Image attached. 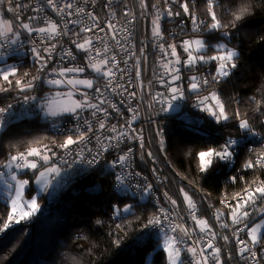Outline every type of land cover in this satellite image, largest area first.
<instances>
[{"label":"snow or ice","instance_id":"snow-or-ice-1","mask_svg":"<svg viewBox=\"0 0 264 264\" xmlns=\"http://www.w3.org/2000/svg\"><path fill=\"white\" fill-rule=\"evenodd\" d=\"M179 2V8L181 11H173L170 4ZM264 3V0H261ZM7 5V11L15 14L14 21L0 19V49L7 50L12 49V53L16 51L13 45H16L20 33L16 31V28L23 29L29 35L35 33L41 37L40 43L46 39L48 43L43 48L33 46L31 48V55L34 59V63L39 67L36 69L37 73L44 72L49 68V61L52 60V54L57 49L56 43H51L57 37L71 36L70 44L73 47L64 48L60 53L61 60H68L70 66H63L59 68H51L50 75L55 78H50L44 81L51 86L59 87L61 85H68L76 91H80L82 86L84 89H94L96 96L94 97L96 102H93L87 91L80 92L83 97L81 100L73 99L71 91L67 93H57V96H63L68 103L58 104V110L52 107L53 101H45L40 104V111L45 116H62L67 114L77 121L80 120L81 114L85 110H92L91 115L96 119L98 128L97 130H105L113 133V135L103 137V140L107 141L106 145H102L100 148L93 150L87 149L90 159L84 155V148H81L75 153V156L79 161L86 160L88 166L95 165L99 159L103 156V153L108 151L109 148L119 147V144L127 137L129 140L136 139L140 142V147L144 148V141L142 136L133 128V121H135L139 115V112L129 107L128 111L133 115L126 121L125 131H118L117 126L113 125L111 128L106 127L105 121L109 116L108 109L112 112L119 114V108L113 103L106 93H112L114 95L123 96L127 93L129 98L136 96L135 91H129L128 87L118 82L117 72H121L122 75L119 79H123V72L125 70L120 69L119 61L117 59L116 52H113V47L118 51L129 53V49L122 43L123 40L130 41L131 33L127 28L118 29L117 24L108 21L103 26L99 22V16L93 11H86L85 7L76 6L73 11V2L68 0L63 4H58L57 0H46L47 6L51 11L64 21L63 26L60 22L53 19H46L43 26L34 27L31 24L32 20H36V16H28L27 22L21 20V10L29 7L27 3H19L17 0H0V7ZM93 6L96 4V0H92ZM160 0H156L155 4L151 5V8L156 10V15L152 19V37L154 41L160 42L164 40L163 31L160 21L162 15L166 14L168 17L173 16H187L190 18L193 25V31L199 32L201 25L209 32H219L220 42L213 46V54L207 55L206 50L210 47L208 43L201 38L185 39L179 47L183 49L186 54V59H181L178 54V45L175 43L167 44L158 43L160 52L162 53L160 59V66L163 68V74L157 77L158 82L166 88V92L157 93L152 99L156 103L165 105L161 108L163 112L178 111L180 105L175 103L177 101H183L186 98L185 88L182 84L178 83L182 79V70L195 69L200 73L198 65H205L209 63L215 64V71L210 72L207 75L200 73L199 75H190L187 77V92L196 95L195 103L193 107L199 108L200 111L206 112L208 116L215 120L216 123L235 120L236 127L239 129L241 135L238 138L229 137L224 142L215 147H208L205 150H201L196 154L198 160V169L201 173H208L213 165L218 161H225L231 163L236 155V148L241 145L242 141L247 140L251 143V138L260 135L250 122L248 115L243 113L237 107L235 110H229V105L222 99L221 95L216 90V85L227 82L228 78L233 76L238 69V62L240 55L234 47L229 46L231 40V29L237 28L238 24L242 22L246 16L252 14L253 0H239V3H232L228 7H224L222 11H218L222 8L220 0H205V13L210 18V23L205 24L203 20H200L195 11V5L190 6L189 0H163L162 11L158 8ZM108 7V4H105ZM139 7L148 10V4L146 0H139ZM41 8H33L32 11H41ZM143 14V13H142ZM86 15L91 21L90 26L81 25L80 20H74L73 16ZM125 17H131L127 20V23L131 25L135 21V14L129 11H124ZM113 18L116 13L112 12ZM229 16L227 22L223 17ZM68 17L67 20L64 18ZM68 25H81L78 30L70 29ZM106 33L110 36L114 45L110 46L104 36H97L95 33ZM124 33V35H122ZM259 41H264V35L257 37ZM35 43V42H34ZM97 45H102L99 47ZM75 50V51H74ZM140 54L144 55V49L141 48ZM77 53H83L80 57L82 64L71 63L77 61ZM11 54V53H10ZM130 55H135L132 51ZM3 51H0V63L4 62ZM127 63V60L124 61ZM86 69H90L95 73V79L93 78H78V74L84 73ZM76 74V75H73ZM135 75L137 81L141 84L143 81L141 77L140 62L137 60L135 65ZM168 79H164V77ZM42 77L40 75H32L31 73L24 72L20 74V70L15 65H5L0 68V92L6 93L10 90H17L19 93L30 92L36 87V81H40ZM99 81H103L102 85H99ZM150 83V82H149ZM99 85V86H98ZM129 87L131 85L129 84ZM207 95H202V90H208ZM261 91L264 92V86L261 87ZM36 96L25 95L24 100L27 103L29 100H37ZM255 104L254 111L259 113L256 119L260 120L262 127H264V96L257 99L256 97L248 98ZM124 101L122 100L121 103ZM234 102V100H233ZM107 105V108L103 107ZM12 105L9 104L6 107H0V128H4L14 116L9 110ZM102 116L103 119H100ZM84 124L87 126L84 130H81L79 126L75 129L76 135H68L62 143L53 144L65 150L68 155H72L73 145H85L89 141V133L93 132V124L87 119L84 120ZM125 125H120V128H124ZM132 133L130 135L129 133ZM157 137H160L159 143L161 150H164V138L163 131L158 130ZM101 137L97 136L96 140L99 143ZM264 140V136H261ZM36 146L29 144L23 150H17L15 154H9L7 159L0 164V168H6L11 170L7 175L14 183H9L8 187L14 192V195L10 197L11 211L8 212V222L4 223L0 231H6L12 226L14 221L19 224L22 221L29 220L39 210L40 205L37 203V198L33 196L31 199H25V192L29 185V180L18 179L17 172L26 173L32 171L35 174L40 168L43 167V171H39V175L36 176L37 183L44 181L46 185L49 181L47 177L56 174L59 175L60 169L51 164V161L56 156V153L52 150L49 144L43 143L42 140H36L34 142ZM132 148L129 147L122 155H119L116 160L110 162V166H107L105 171L111 172L119 166L122 171L115 174V188L114 191L120 195H127L130 191V186L126 184V180L132 173L125 174L123 171L129 167V161L132 154ZM248 151L252 154V157L247 159L243 168L245 170H261L264 172V150L257 152L253 148H249ZM148 157L155 161V157L152 152L147 153ZM254 157V158H253ZM143 159V157H141ZM75 162V161H74ZM155 172V169L153 170ZM5 173L0 172V177ZM134 175L139 176L140 173L136 172ZM233 183L236 182L237 177L230 178ZM137 187H140L137 185ZM152 191V185L147 184L143 187V192L146 195H150ZM180 194L183 196V202L186 205L188 214L191 220L194 222V228H187L183 224H173L170 217L174 215L169 209L159 208L157 214L149 218L145 227H157L160 226V231L164 232L162 227L164 222H169V232L173 235H169L168 232H164L162 251L166 264H185L182 257V252L185 251L181 247L183 241L180 236L175 233H180L182 236L191 239V234L195 230H199L201 234H204L200 239L195 240L194 246L187 247L186 252L192 257L190 264H227L228 260L232 259V254H227V260L222 258V249L217 247L214 241L217 239V233H215L209 224V222L198 216L197 205L192 196L182 187L180 188ZM135 195V193H133ZM166 201L169 202L173 208L177 206V200L173 199L167 192L164 193ZM145 197H141L144 199ZM232 199L235 204L229 203L228 199H222L221 204L225 208H229L228 217L231 220V224L237 226L233 230V238L236 242V253L241 259L251 260L253 264H259L258 255L264 254V247L257 249V245H264V218H261L258 222L255 220L256 215L264 214V179L259 175L251 182L246 181V187L241 193H236ZM259 202V203H258ZM7 208V204L4 205ZM132 205H125L122 209L114 206V216H119L121 212L128 213L132 209ZM211 207V205H209ZM224 216V212L217 209L215 213L216 220L220 222V227L229 228V224L223 223L221 217ZM18 217V218H16ZM99 223V221H97ZM242 225V227H241ZM119 227V225H118ZM238 233H246V238H241ZM209 238L204 244L201 241L204 240V236ZM225 243L229 241V236L224 235L221 237ZM117 246H119V240H117Z\"/></svg>","mask_w":264,"mask_h":264},{"label":"trees","instance_id":"trees-1","mask_svg":"<svg viewBox=\"0 0 264 264\" xmlns=\"http://www.w3.org/2000/svg\"><path fill=\"white\" fill-rule=\"evenodd\" d=\"M220 3L222 8L218 11L232 3L238 4L239 0H220ZM253 5L252 14L246 16L237 28L231 29L229 46L234 47L240 55L238 69L227 82L215 87L229 105L230 112L238 107L246 113L260 135L251 138V143L242 141L231 163L218 161L208 173H201L196 154L210 146L222 144L229 137L238 138L241 133L235 126V120L216 123L206 112L193 107L195 94L187 93L183 100L186 111L196 122L181 118L183 107L178 111L166 112L162 120L163 151L160 149V137L156 135L161 128L150 129L149 147L159 159L161 171L170 179L173 199L181 203L183 196L180 188L183 187L196 201L200 216L211 224H215L213 212L222 199L241 193L246 181L251 182L258 175L264 179L261 170L243 168L244 162L252 157L249 148L257 152L264 150V140L261 139L264 127L256 119L259 113L254 111L255 104L248 99L264 96L261 91L264 86V41L257 39L264 35V3L253 0ZM223 19L227 22L229 16ZM203 37L212 45L208 48V54H213V46L220 42V33L206 30ZM142 47L143 41L140 40L139 49ZM13 60H17L15 66L20 74L31 70L27 57H14L9 61ZM208 65L210 72H214L215 64ZM16 91L0 92V105ZM39 92L44 95L45 89ZM39 109L11 119L0 132V164L10 153L15 154L29 144L35 145L32 142L36 140L49 141L63 137L50 130L52 123H39L34 118L26 117ZM27 174L30 171L21 172L20 175L25 177ZM233 176L237 177L235 183L230 179ZM115 184L113 173L98 169L77 178L73 186L54 197H46L45 194L38 196L37 202L45 201V207L29 220L19 224L13 221L9 229L0 231V264H166L160 242L145 227L155 211L154 206L146 197L141 199V194L131 196L129 191L127 195H118L114 191ZM33 189V185L29 184L26 192ZM125 205H132L131 211L114 216V206L122 209ZM10 211L9 203L0 197V228L8 222ZM263 215H258L255 220ZM261 247L264 245H257V249ZM259 259L264 264V254Z\"/></svg>","mask_w":264,"mask_h":264},{"label":"built area","instance_id":"built-area-1","mask_svg":"<svg viewBox=\"0 0 264 264\" xmlns=\"http://www.w3.org/2000/svg\"><path fill=\"white\" fill-rule=\"evenodd\" d=\"M19 3H27L29 5L28 8L22 9L20 16L21 20L24 22H27L28 16H36V20H32L31 24L36 26H43V23L46 19H53L61 23L63 26L64 21H61V18L59 16H56L51 9L47 6L46 0H17ZM65 2H68V0H57L58 4H63ZM73 2V11L75 10V7L78 5L80 7H85L86 11H93L99 16V22L103 26L108 21H111L112 23L117 24L118 29H124L127 28L130 35V41L123 40L122 43L125 45L126 48L129 49V53L134 51L135 55H130L129 53H125L122 51H118L115 47H113V52H116L117 59L119 61L120 69L125 70L123 72V79H119V77L122 75L121 72H117V78L118 82L124 84L125 87H128V90L135 91L137 94L133 98H129L127 96V93H125L123 96L120 95H114L112 93H106L108 98L117 105L119 108V114L114 113L111 111V109H108L109 116L107 120L105 121L106 127L111 128L113 125L117 126L118 131H125L126 129V121L131 118L133 115L132 112H129L128 109L131 107L132 109L139 112V115L135 121H133V128L137 130V132L142 136L144 141V148L142 149L140 147L139 140L132 139L129 140L127 137L124 138V140L119 144V147L109 148L108 151L103 153V156L99 159V161L93 165L88 166L86 160L81 162L79 159L75 156V153L79 151L81 148H84V155L87 158H91L88 155L87 149H93L96 150L100 148L102 145H106L107 141L103 140V137L113 135V133L105 130H97L98 125L95 118L92 117L91 111L92 110H85L81 114V118L79 121L76 119H73L69 117L68 119L61 120V121H54L51 124L50 130L60 136H68V135H76L75 129L77 126L81 128V130H84L87 126L84 124V120L87 119L90 123L93 124V132L89 133V141L86 142L85 145H73L72 146V155H68L65 150L60 149L56 147L53 142L48 143L49 141L43 142L46 144H49V146L52 147V150L56 153V156L51 161L53 164H55L59 169L60 173L59 175L52 174L50 175V193L49 197H54L58 195L61 191L67 189L70 186H73L75 183V180L84 174H87L89 172H92L94 170L102 169L105 172V169L107 166H110V162L116 160V158L119 155H122L129 147L132 148V154L129 161V167L127 169H124L123 171L125 174L132 173L133 175L129 176V178L126 180V184L130 186V190L135 194H141L140 197L144 196L147 198V200L154 206L155 211L153 212L154 215L157 214V210L159 208H165L169 209L174 215L170 217V220L173 224H183L187 228H194V222L191 220L186 205L183 202V199L181 200V203L178 204L175 208L172 207V205L166 201V198L164 196V193L167 192L169 196H172L171 193V186H170V179L167 175H165L159 166V159L156 157V155L152 152L151 148L149 147L150 142V129L154 127H160L163 131L162 127V120L166 114V112L161 111V108L165 105L156 103L153 101L152 97L156 96L157 93H164L166 92V88L161 85L157 77L161 76L163 74V68L160 66V59L162 56V53L160 52V49L158 47V43H164L165 45L175 43L178 45V54L180 55L181 59H186V54L183 52V49L179 47L180 43L185 39H193L196 35H204L206 30L203 28V25H201V30L199 32L193 31V25L191 23V20L187 16H173L168 17L166 14L162 15V19L160 21L161 28L164 35V40L157 42L153 40L152 37V19L156 15V10L151 8L152 4L156 3V0H146V3L148 4V10L142 11V9L139 7V0H96L95 6L92 4V0H71ZM190 6L195 5V11L197 13V16L200 20H203L205 24L210 23V18L206 16L205 13V0H189ZM108 4V7H105V4ZM164 5L163 0H160V4L158 5V8L162 11ZM169 7L172 8V10L175 11H181L182 9L179 8V2L170 4ZM33 8H41V11H32ZM129 11L131 13L135 14V21L129 25L127 23L128 19H131V17H125L123 15L124 11ZM116 13L115 18L112 16V12ZM144 17H143V14ZM74 20H80L81 25L83 26H90L92 21L86 16H73L71 17ZM0 19L3 20H10L14 21L15 14L7 11V5L0 7ZM65 20L68 19V17L64 18ZM81 25H68L70 29H76ZM16 31L20 33L19 40L16 45H13V48L16 49L14 53H12V49L3 50L0 49V51H3L5 55H11V58L14 57H27L30 63L31 67V74L32 75H40L42 79L40 81H36V87L31 90L30 92L26 93H19L18 91L14 92L11 98L6 100L3 104L0 105V107H6L7 105L11 104L12 108L9 110L11 113H14L13 118H18L20 116H23L26 112L30 110H34L37 108H40V104L48 101V98L46 97V90L47 88L51 87V85H48L47 83H44L45 80L50 78H55L51 76L50 69L51 68H59L63 66H70V62L68 60H61L60 53L63 51L64 48L73 47L70 44V40L73 38L71 34L69 36H61L57 37L54 41H51V43L57 44V49L52 54V60L49 61V68L46 69L44 72L37 73L36 69L39 67L38 64L34 63V59L31 55V48L33 46H38L40 48H43L46 46L49 41L46 39L43 41V43H40L41 37L38 34H31L29 35L27 32H25L23 29L16 28ZM97 36H104L107 43L112 46L114 45V42L111 40L110 36H107L106 33H95ZM124 35V33H122ZM140 40L143 41V49H144V55L140 54L139 49V43ZM35 42V43H34ZM99 47H102V45H97ZM75 51V50H74ZM11 53V54H10ZM83 56V53H77V61L71 62L76 64H82V61L80 60V57ZM19 59V58H18ZM127 60V63L124 61ZM137 60L140 62L141 67V77L140 80L143 81L141 84L136 79L135 75V65L137 63ZM23 61V60H22ZM16 64V63H15ZM14 64V65H15ZM200 69V73H203L204 75H207L210 73V66L207 65H198L197 66ZM0 68L1 63H0ZM30 71H26L30 73ZM85 72H88V69H86ZM84 72V73H85ZM195 69L193 70H182V79L178 83L182 84L185 88V93L187 95V84L188 79L190 75H199ZM83 74V73H82ZM76 75V74H73ZM164 79H168V77H164ZM150 82V83H149ZM103 81H99V85H102ZM129 84L131 87H129ZM98 85V86H99ZM45 89V94L42 95L39 90ZM80 94L79 91H76ZM87 92L89 93L90 98H92L93 102H96L94 97L96 96V93L94 89H88ZM202 95H207L208 90H202ZM36 96L37 100H29L27 103L24 100V96ZM81 96V95H80ZM82 97V96H81ZM83 98V97H82ZM124 101L121 103V101ZM196 100V95L194 96V102ZM183 107V112H181L182 119L187 122H196L194 118L191 117V115L186 111V103L184 101H177ZM103 107L107 108V105H103ZM12 118V119H13ZM100 119H103L102 116H99ZM120 125H125L124 128H120ZM132 135V133H129ZM101 137V141L98 143L96 140V137ZM56 143H62L63 140L57 139L55 140ZM152 152L153 156L155 157V161L150 159L147 155L148 152ZM143 157V159H141ZM75 161V162H74ZM155 169V172L153 171ZM122 169L117 166L115 169H112L110 173L115 174L120 173ZM136 172H139L140 175L136 176L134 175ZM21 173V172H20ZM147 184L152 185V191L150 195H146L143 192V187ZM139 185L140 187H137ZM225 199V198H224ZM229 203L235 204V201L232 198H227ZM196 202V201H195ZM221 204V203H220ZM197 205V203H196ZM45 207L43 205L41 208ZM224 205L221 204V206L217 209L224 212V216L221 217V221L223 223L229 224V228H222L220 227V222L216 220L215 213L216 210L213 212V218L215 224L211 225L213 231L217 233V239L214 241L215 245L217 247H220L222 249V258L227 260V254H232V259L227 261V264H253L251 260H248L247 262L240 258V256L236 253V242L233 238V230L235 227L231 224V220L228 217V213L230 211L229 208H226L227 210L223 209ZM198 209V205H197ZM198 216L199 210L197 212ZM201 217V216H200ZM258 217V215L255 216V218ZM203 218V217H202ZM205 219V218H204ZM162 227L164 228V232H168L169 235H173V233L169 232L170 224L169 222H164ZM242 227V225H241ZM160 226H157L155 228L153 227H147L146 231L150 233L154 239L161 242L164 236V232H161ZM175 235L180 236L183 243L181 247L185 249V251L182 252V256L184 259L185 264H190L192 257L186 252V249L188 246L192 245L194 246V241L197 239H200V237L204 234H201L199 230H195L191 234V239L188 237L182 236L180 233H175ZM227 235L229 236V241L225 243V241L221 238L222 236ZM238 235L241 238H246V233H238ZM209 237L207 235L204 236V240L201 241V244H204ZM160 246L162 247L161 243ZM260 255H258L259 264H262L260 259ZM211 264V261H210Z\"/></svg>","mask_w":264,"mask_h":264},{"label":"rangeland","instance_id":"rangeland-1","mask_svg":"<svg viewBox=\"0 0 264 264\" xmlns=\"http://www.w3.org/2000/svg\"><path fill=\"white\" fill-rule=\"evenodd\" d=\"M195 38H201V39H204L203 35H196L194 36L193 39ZM208 45L211 47L212 45L210 43H208ZM206 54L207 55H210L208 54V49L206 50ZM11 58V55H4V62L1 63V67L3 68L5 65H14L17 60H13V61H9ZM78 78L80 79H84V78H93L95 79V73L91 72L90 69H88V72H85V73H81V74H78ZM88 89H84L82 86L80 87V91L79 92H84V91H87ZM71 91L72 94H73V99L75 100H81L83 99L79 93L76 92L75 89H72L70 86L68 85H61L59 87H56V86H51L49 88H47L46 90V97L48 98V101H53V104H52V107L54 109H57L58 110V104L56 103L57 101H59L60 104H65V103H68V101L63 97V96H57V93H67ZM177 103V102H175ZM179 104V103H178ZM180 105V104H179ZM181 107V105H180ZM180 109V108H179ZM169 112H174V111H169ZM27 118H34L37 120V122L39 123H53L54 121H61V120H65V119H68L70 116H68L67 114H64L62 116H45V114L43 112L39 110H37L36 112H31L29 114H27L26 116ZM4 129L3 128H0V132L3 131ZM67 136H63L61 137V140L64 141V139L66 138ZM44 140V139H43ZM42 142H46V141H43ZM57 140L56 138H51V140H49L48 143L50 142H53ZM32 146H36V145H32ZM52 165H55L51 162ZM56 166V165H55ZM230 166V165H229ZM57 167V166H56ZM11 170L9 169H6V168H3L2 170H0V172H3L5 173L4 176L0 177V197L1 199H4L6 200L9 205H10V208H11V203H10V197L12 195H14V192L9 189L8 187V184L9 183H14L13 181L10 180V177L7 175ZM39 171H43V167L40 168L35 174H32V172L30 174H27V176L23 177V175H20L21 173L20 172H17V178L18 179H27L29 180V184H32L35 191H29V192H25V199H31L33 196H35L36 198L38 196H41V195H44L47 197L50 193V176L47 177V180L49 181L46 185L44 184V181H41V183H37L36 181V176L39 175ZM28 188V187H27ZM130 195L133 196V192L130 190ZM40 207L43 206V204L45 203V201H42V202H37ZM221 206V204H219V206L217 208H219ZM216 208V209H217ZM224 210H227L225 207H223ZM203 218H205L204 216H201ZM18 218V217H16ZM261 218H264V215L261 216L258 220H256L257 222L261 219ZM206 219V218H205ZM207 220V219H206ZM27 221V220H26ZM208 221V220H207ZM209 222V221H208ZM210 223V222H209ZM211 224V223H210ZM213 225V224H211ZM161 245L163 243V239L161 240ZM183 257V256H182Z\"/></svg>","mask_w":264,"mask_h":264},{"label":"water","instance_id":"water-1","mask_svg":"<svg viewBox=\"0 0 264 264\" xmlns=\"http://www.w3.org/2000/svg\"><path fill=\"white\" fill-rule=\"evenodd\" d=\"M142 11H144V9H142ZM143 17H144V14H143ZM160 149H161V147H160Z\"/></svg>","mask_w":264,"mask_h":264},{"label":"crops","instance_id":"crops-1","mask_svg":"<svg viewBox=\"0 0 264 264\" xmlns=\"http://www.w3.org/2000/svg\"><path fill=\"white\" fill-rule=\"evenodd\" d=\"M32 171H30V173H31ZM32 174H33V172H32Z\"/></svg>","mask_w":264,"mask_h":264}]
</instances>
